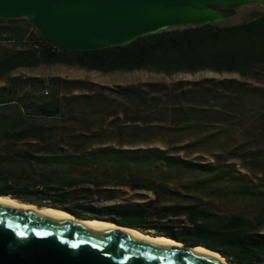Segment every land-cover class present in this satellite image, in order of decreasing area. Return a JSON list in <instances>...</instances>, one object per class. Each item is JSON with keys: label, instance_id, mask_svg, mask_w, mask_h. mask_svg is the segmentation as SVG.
Masks as SVG:
<instances>
[{"label": "trees", "instance_id": "1", "mask_svg": "<svg viewBox=\"0 0 264 264\" xmlns=\"http://www.w3.org/2000/svg\"><path fill=\"white\" fill-rule=\"evenodd\" d=\"M53 65L102 74L210 71L259 78L264 76L259 72L264 66V13L240 24L174 29L91 51L57 49L27 19L0 18V196L185 246H205L232 263L264 264L262 184L234 179L219 164L197 163L177 154H210L229 143L230 128L203 135L216 120L203 110L216 102L225 104L218 116L229 113L233 92L241 94L243 89H234L231 81L172 88L145 83L120 86L112 91V99L96 92L101 88L92 82L13 76L22 68ZM67 89L88 94L68 98ZM112 101L133 106L138 116L121 125L106 124L117 116L109 112ZM106 125L119 128L110 132ZM184 135L194 139L169 148ZM153 142L168 148L140 146ZM258 142L264 143V136L252 144ZM242 148L250 165L264 166V149ZM175 179L182 180L181 188L189 193L209 191L238 200L251 213L217 212L171 189Z\"/></svg>", "mask_w": 264, "mask_h": 264}, {"label": "water", "instance_id": "2", "mask_svg": "<svg viewBox=\"0 0 264 264\" xmlns=\"http://www.w3.org/2000/svg\"><path fill=\"white\" fill-rule=\"evenodd\" d=\"M250 4L264 6V0H0V18L27 19L57 49L91 51L174 29L223 25ZM178 243L0 203V264H238L195 251L217 253L205 246Z\"/></svg>", "mask_w": 264, "mask_h": 264}, {"label": "rangeland", "instance_id": "3", "mask_svg": "<svg viewBox=\"0 0 264 264\" xmlns=\"http://www.w3.org/2000/svg\"><path fill=\"white\" fill-rule=\"evenodd\" d=\"M264 13V6L259 4H250L237 8V14L234 17H230L223 25H233L247 22L254 18L257 14ZM259 72L264 75V66L259 68ZM13 76L28 78H55L60 77L65 80H81L86 82L95 83L101 89L96 88L95 91L103 93L105 97L115 99L112 91L118 87H126L132 85H139L145 83H157L167 85L172 88L174 85L182 84L184 87H188L189 83H203L207 87L215 86V82L219 81H231V85L234 89H243L241 94L231 96V111L218 116L217 113H223L225 110V104L211 102L205 110L211 116L213 124L205 134L217 135L225 132L227 129H231V139L229 143L219 148L218 151L211 152L210 154L201 152H178L180 156L197 163L208 164L215 163L219 164L222 169L229 171L231 177L245 182H253V184H262V190L264 191V166L261 164H249V158L244 157L242 153V147L245 149L256 150L264 149V143L258 142L256 145L252 144L255 140L264 136V82L259 79H264V76H258L259 78H243L235 73H214L210 71H203L198 73H176L172 75H166L163 73H157L146 70H139L133 72H116L110 74H102L96 71H87L78 67H71L65 65H53V66H41L39 68H22L13 73ZM212 81H215L214 83ZM109 89V90H104ZM111 91V92H110ZM255 91V93H254ZM88 94L85 91H74L65 90L64 95L68 98L74 95ZM262 95V96H260ZM113 102V103H112ZM111 102L110 113L116 115L108 118L106 124L118 122L120 125L126 120H133L138 116V110L133 106H121L117 101ZM126 109V110H125ZM123 110L126 111L127 115L123 114ZM216 113V114H214ZM214 117V118H213ZM219 117V118H218ZM132 123V122H131ZM104 129H108L110 132H116L119 126H108ZM175 144H172L169 148L176 149L183 146L187 141H192V136L184 135L178 138ZM109 145H116L115 142L110 141ZM249 145V146H247ZM141 147H158L168 148L165 145L153 142L150 144L140 145ZM125 148H132L131 146H124ZM138 148V146L134 147ZM233 153L234 156L229 153ZM219 155V159L215 158ZM250 166L249 169L244 166ZM263 170V172H262ZM184 182L188 181L183 180ZM180 183L182 180L175 179L171 181L170 188L177 189L183 195H189L196 199L201 204L207 207H211L220 213H251V208H246L238 200H227L218 195H212L209 191L207 192H188L186 189L181 188ZM138 231V230H137ZM140 232V231H139ZM142 233V232H140ZM149 236H155L154 234H146ZM163 237V236H156Z\"/></svg>", "mask_w": 264, "mask_h": 264}, {"label": "bare ground", "instance_id": "4", "mask_svg": "<svg viewBox=\"0 0 264 264\" xmlns=\"http://www.w3.org/2000/svg\"><path fill=\"white\" fill-rule=\"evenodd\" d=\"M0 203L3 204H11L14 205L20 209L23 210H27V211H32V212H36L39 215H43L45 217H49V218H64V219H68V220H72V221H76L79 223H84V224H91L106 230H112V231H124V232H128L131 234L136 235L138 238L147 240L149 242H154V243H177L180 244L178 242H175L171 239H167L165 237H156V236H149V235H145L140 233L139 231L135 230V229H129V228H125V227H119L117 225H114L113 223H109V222H103V221H98V220H81L78 221L76 220L72 215H70L67 212L58 210V209H53V208H37L34 205L31 204H26V203H22L19 202L18 200L12 199L10 197H6V196H0ZM181 245V244H180ZM195 251L200 252L202 254H206V255H210V256H214L217 258H220L224 261H226L223 257H221L220 255H218L217 253H213L207 249H205L204 247H197L195 249ZM227 262V261H226Z\"/></svg>", "mask_w": 264, "mask_h": 264}]
</instances>
